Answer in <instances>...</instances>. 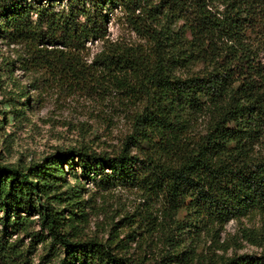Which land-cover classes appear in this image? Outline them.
<instances>
[{
    "label": "trees",
    "instance_id": "16d2710c",
    "mask_svg": "<svg viewBox=\"0 0 264 264\" xmlns=\"http://www.w3.org/2000/svg\"><path fill=\"white\" fill-rule=\"evenodd\" d=\"M68 1L66 12L41 7L33 20L27 0H0V34L23 43L36 68L83 80L88 66L102 70L106 83L137 105L131 137L139 155L125 142L114 155L80 146L27 164L0 161V264H35L37 243L46 249L38 264H264V0H218L221 12L209 8L215 0ZM114 9L142 42L107 37ZM89 40L102 45L86 64ZM65 166L77 184L68 185ZM80 179L140 190L161 202L177 229L210 232L229 220L258 218L259 228L243 237L261 253L204 254L198 241L189 247L173 237L159 257L135 256L125 238L112 235L117 224L105 241L87 237L93 206ZM156 230L137 223L129 240L143 235L140 243Z\"/></svg>",
    "mask_w": 264,
    "mask_h": 264
},
{
    "label": "rangeland",
    "instance_id": "374dc122",
    "mask_svg": "<svg viewBox=\"0 0 264 264\" xmlns=\"http://www.w3.org/2000/svg\"><path fill=\"white\" fill-rule=\"evenodd\" d=\"M69 4L73 2L63 0L48 4L45 1L34 3L27 0L25 3L33 7L28 13L33 20L37 15L35 11L41 7L54 12H66ZM209 8L221 12L224 5L215 0ZM107 37L128 44L142 42L127 25L120 9H114L110 14ZM101 45L100 40L85 43L86 64H90ZM87 69L90 75L83 80L74 73L36 68L27 58L23 43H12L0 34V161L27 164L60 150L80 146L114 155L125 142L130 154H138L137 143L132 142V116L137 105L128 100L126 92L106 83L102 70H96L94 66H88ZM203 125V120L198 119L195 128L202 130ZM64 169L68 185L77 184L71 169L68 166ZM80 180L84 187L83 197L87 199V205L93 206L87 210L89 216L83 230L87 237L105 241L111 235V225L117 224L112 235L117 234L119 239L125 238L129 253L135 256L148 252L150 256L159 257L169 249L173 237L185 239L189 247L198 241L203 246L204 254L212 251L227 256L261 253L260 247L252 245L243 237L245 229L259 228L258 218L229 220L224 226L210 232L190 228L187 224L183 225L185 229H177L163 214L161 202L153 197L148 198L140 190L125 186L102 189L92 180ZM30 219L34 221L32 229L40 231L37 216H31ZM137 223L149 228L154 226L157 230L152 237L143 238L140 243L137 239L143 235L129 240L128 232ZM182 229H193L198 235L182 232ZM43 233L46 236V231ZM16 237V234L12 235V239ZM22 240L25 244L29 242L27 237ZM50 240L46 238V248H49ZM217 244L221 247L218 248ZM45 253L43 244L37 243L31 255L33 262L41 263L40 256ZM59 254L62 255V251ZM52 262H56V259L52 258Z\"/></svg>",
    "mask_w": 264,
    "mask_h": 264
}]
</instances>
